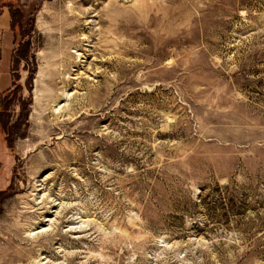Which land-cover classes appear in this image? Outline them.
I'll return each instance as SVG.
<instances>
[{
	"label": "rangeland",
	"instance_id": "374dc122",
	"mask_svg": "<svg viewBox=\"0 0 264 264\" xmlns=\"http://www.w3.org/2000/svg\"><path fill=\"white\" fill-rule=\"evenodd\" d=\"M0 1V264H264V0Z\"/></svg>",
	"mask_w": 264,
	"mask_h": 264
},
{
	"label": "crops",
	"instance_id": "0c3cea01",
	"mask_svg": "<svg viewBox=\"0 0 264 264\" xmlns=\"http://www.w3.org/2000/svg\"><path fill=\"white\" fill-rule=\"evenodd\" d=\"M16 49V31L13 14L8 4L0 1V103L14 88V54ZM1 106V105H0ZM8 111L0 107V112ZM6 131L0 119V190L10 185L14 158L8 144Z\"/></svg>",
	"mask_w": 264,
	"mask_h": 264
},
{
	"label": "bare ground",
	"instance_id": "6f19581e",
	"mask_svg": "<svg viewBox=\"0 0 264 264\" xmlns=\"http://www.w3.org/2000/svg\"><path fill=\"white\" fill-rule=\"evenodd\" d=\"M85 11V10H84ZM84 38H85V36H83ZM82 37V38H83ZM73 52H75L76 53V56H77V58L79 59V60H81L82 58V54L81 53H78L77 51H75V50H73ZM72 55H74V53L72 54ZM75 56V55H74ZM74 58V57H73ZM76 59V58H75ZM79 62V61H78ZM119 63H121V61L119 62ZM81 73V72H80ZM79 75V74H78ZM67 77H69L70 78V76H67ZM72 78V77H71ZM76 78V77H75ZM100 85V84H99ZM49 95H51V97H53V96H56V93L55 92H50V94ZM58 95V94H57ZM58 96H62L61 95V93L58 95Z\"/></svg>",
	"mask_w": 264,
	"mask_h": 264
},
{
	"label": "trees",
	"instance_id": "16d2710c",
	"mask_svg": "<svg viewBox=\"0 0 264 264\" xmlns=\"http://www.w3.org/2000/svg\"><path fill=\"white\" fill-rule=\"evenodd\" d=\"M0 191H3V190H0Z\"/></svg>",
	"mask_w": 264,
	"mask_h": 264
}]
</instances>
